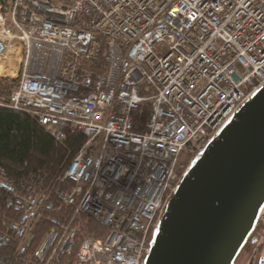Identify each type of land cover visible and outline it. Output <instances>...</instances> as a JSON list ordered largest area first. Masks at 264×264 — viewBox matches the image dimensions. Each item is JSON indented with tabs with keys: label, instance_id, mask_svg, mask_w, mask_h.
<instances>
[{
	"label": "built area",
	"instance_id": "obj_1",
	"mask_svg": "<svg viewBox=\"0 0 264 264\" xmlns=\"http://www.w3.org/2000/svg\"><path fill=\"white\" fill-rule=\"evenodd\" d=\"M0 27L18 57L0 106L83 136L47 188L0 170L18 214L0 241L15 264H144L181 175L264 84V0H0ZM82 216L106 232L82 237Z\"/></svg>",
	"mask_w": 264,
	"mask_h": 264
},
{
	"label": "water",
	"instance_id": "obj_2",
	"mask_svg": "<svg viewBox=\"0 0 264 264\" xmlns=\"http://www.w3.org/2000/svg\"><path fill=\"white\" fill-rule=\"evenodd\" d=\"M3 48L0 41V55ZM263 211L264 84L189 163L144 264H235Z\"/></svg>",
	"mask_w": 264,
	"mask_h": 264
},
{
	"label": "trees",
	"instance_id": "obj_3",
	"mask_svg": "<svg viewBox=\"0 0 264 264\" xmlns=\"http://www.w3.org/2000/svg\"><path fill=\"white\" fill-rule=\"evenodd\" d=\"M17 84V79L3 78L0 97L7 98ZM148 112L149 104L145 103L143 112L134 115L135 132H143ZM82 141L83 136L79 132L68 129L63 142L57 143L30 115L0 106V170L5 171L8 181L16 188L23 185L36 190L47 188L62 174ZM11 200L12 196L0 188V235L7 231L9 223L18 220V214L10 206ZM81 222L82 237H101L100 233L106 232V228L90 217L82 216ZM48 227L46 220L38 224L35 242L40 240ZM257 228H264V219L259 221ZM252 246L248 241L243 250ZM15 247L16 243L11 237L0 241V264H15Z\"/></svg>",
	"mask_w": 264,
	"mask_h": 264
},
{
	"label": "rangeland",
	"instance_id": "obj_4",
	"mask_svg": "<svg viewBox=\"0 0 264 264\" xmlns=\"http://www.w3.org/2000/svg\"><path fill=\"white\" fill-rule=\"evenodd\" d=\"M17 46V43H16ZM16 50V49H15ZM15 50L13 52H15ZM17 51V50H16ZM18 63V57L16 56V54H7L5 56H3L1 58L0 61V71L2 70H7V68H10L11 71H8L10 73H8L7 75H0V79H3L5 77L9 78V79H15L16 77L15 75V70H16V66ZM11 74V75H10ZM263 215H264V211H263ZM252 243V242H250ZM252 247H249L248 249H244L238 256L237 260L235 261V264H256L258 262V259L264 258V242L262 244H260V246L256 247L255 244L252 243ZM259 245V244H257ZM259 250V253L257 254L256 260H252V258H250L252 252L254 249ZM259 248V249H258ZM254 262V263H253Z\"/></svg>",
	"mask_w": 264,
	"mask_h": 264
},
{
	"label": "flooded vegetation",
	"instance_id": "obj_5",
	"mask_svg": "<svg viewBox=\"0 0 264 264\" xmlns=\"http://www.w3.org/2000/svg\"><path fill=\"white\" fill-rule=\"evenodd\" d=\"M262 219H264V215H263V212H262V214H261V217H260V220H262ZM259 220V221H260ZM259 224V223H258ZM258 227V225L256 226V228ZM248 241L249 242H252L253 244H255V246L256 247H258V246H260V244H262L263 242H264V228H260V229H255L254 231H253V233L251 234V236L249 237V239H248ZM257 244H259V245H257ZM259 249V248H258ZM243 251V250H242ZM241 251V252H242ZM254 253H255V256H254V258H252L253 257V255H254ZM259 253V250H257L256 248L253 250V252H252V254H251V256H250V258H252V260L254 259V260H256V257H257V254ZM261 258V257H260ZM260 258L258 259V262L256 263V264H258L259 263V260H260ZM237 260V259H236ZM253 260V261H254ZM254 263V262H253Z\"/></svg>",
	"mask_w": 264,
	"mask_h": 264
},
{
	"label": "bare ground",
	"instance_id": "obj_6",
	"mask_svg": "<svg viewBox=\"0 0 264 264\" xmlns=\"http://www.w3.org/2000/svg\"><path fill=\"white\" fill-rule=\"evenodd\" d=\"M6 33V31H5V29L3 30V28H1L0 27V39L1 38H3V36H4V34ZM8 38H9V36H8ZM3 57V56H2ZM1 57V58H2ZM1 61V60H0ZM8 71H11L10 70V68H7V70L5 71V70H2V71H0V75H7L8 73H10V72H8ZM16 71V70H15ZM9 75V74H8ZM11 75V74H10Z\"/></svg>",
	"mask_w": 264,
	"mask_h": 264
}]
</instances>
